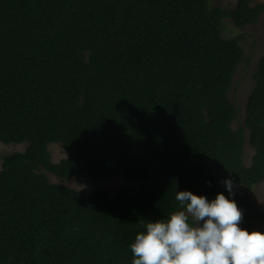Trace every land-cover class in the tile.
Here are the masks:
<instances>
[{
  "label": "trees",
  "instance_id": "trees-1",
  "mask_svg": "<svg viewBox=\"0 0 264 264\" xmlns=\"http://www.w3.org/2000/svg\"><path fill=\"white\" fill-rule=\"evenodd\" d=\"M260 13L249 0H0V143L26 144L0 156V264H132L143 225L180 210L176 192L212 201L230 196L222 180L264 182V51L233 130L243 36L222 37L224 20L243 30ZM51 144L68 157L52 163ZM44 172L130 186L85 196Z\"/></svg>",
  "mask_w": 264,
  "mask_h": 264
},
{
  "label": "clouds",
  "instance_id": "clouds-1",
  "mask_svg": "<svg viewBox=\"0 0 264 264\" xmlns=\"http://www.w3.org/2000/svg\"><path fill=\"white\" fill-rule=\"evenodd\" d=\"M221 183L234 196L233 181ZM175 199L180 210L145 223L129 245L132 264H264V233L239 227L242 212L234 199L217 194L208 201L189 191L176 192ZM190 217L202 225L192 226Z\"/></svg>",
  "mask_w": 264,
  "mask_h": 264
},
{
  "label": "rangeland",
  "instance_id": "rangeland-1",
  "mask_svg": "<svg viewBox=\"0 0 264 264\" xmlns=\"http://www.w3.org/2000/svg\"><path fill=\"white\" fill-rule=\"evenodd\" d=\"M210 7H219L222 10L230 11L236 7L238 0H208ZM250 7H256L258 5H264V0H249ZM224 29L222 37L225 39L233 38L239 35L243 36L240 46L244 55V62L238 67L232 84V90L229 92V100L234 104L238 110L237 120L231 124L233 130H237L243 126L245 120L246 103L254 89V82L251 78L252 74L256 71L257 62L262 56L264 51V13H260L256 22L251 26L238 30L235 28L233 22L230 19H226L223 22ZM246 144L244 146L243 164L246 167L251 165L254 150L248 145V132L245 131ZM26 144L16 146H4L0 143V156L6 157L13 153H23L25 151ZM51 160L54 163L65 159L67 154L65 150L59 144H52L48 146ZM2 161L0 160V170ZM52 184L67 186L73 190H76L85 196H89L97 189L105 191L110 197H116L119 189L122 187L130 186L119 178H112L105 181H91L85 174H81L77 178H71L69 180H58L54 175L44 172ZM242 189L249 200L254 204V213L251 212L246 206L238 202L234 196H226L229 200H235L238 208L242 212V220L239 227L243 230L246 229L249 233L260 232L264 233V222H261L257 215L264 211V182L254 186L251 191H247L246 188L236 185L234 190ZM138 188L133 186V192H137ZM194 219V218H193ZM195 221V220H194ZM203 222H196L195 226L202 225Z\"/></svg>",
  "mask_w": 264,
  "mask_h": 264
}]
</instances>
